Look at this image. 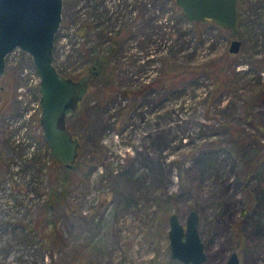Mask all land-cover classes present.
Returning <instances> with one entry per match:
<instances>
[{
    "label": "rangeland",
    "instance_id": "obj_1",
    "mask_svg": "<svg viewBox=\"0 0 264 264\" xmlns=\"http://www.w3.org/2000/svg\"><path fill=\"white\" fill-rule=\"evenodd\" d=\"M62 17L55 66L78 79L90 47L111 46L112 85L92 79L66 118L80 144L68 168L43 140L33 61L11 53L9 81L0 75V264H185L171 256L169 219L185 225L191 210L201 264L234 251L264 264V0H239L237 35L189 21L174 0H63ZM69 170L67 201L45 211L51 179Z\"/></svg>",
    "mask_w": 264,
    "mask_h": 264
},
{
    "label": "water",
    "instance_id": "obj_2",
    "mask_svg": "<svg viewBox=\"0 0 264 264\" xmlns=\"http://www.w3.org/2000/svg\"><path fill=\"white\" fill-rule=\"evenodd\" d=\"M187 19L214 21L237 35L239 0H175ZM63 0H0V75L6 57L14 48L27 52L39 76L40 117L43 140L50 156L73 168L79 141L66 127V118L75 114L99 70L91 65L78 79L63 75L54 64L56 36L62 22ZM242 42L233 39L229 52H237ZM185 225L171 214L168 236L171 256L185 264H201L207 256L198 234L199 214L191 210ZM226 264H240L239 254H231Z\"/></svg>",
    "mask_w": 264,
    "mask_h": 264
},
{
    "label": "trees",
    "instance_id": "obj_3",
    "mask_svg": "<svg viewBox=\"0 0 264 264\" xmlns=\"http://www.w3.org/2000/svg\"><path fill=\"white\" fill-rule=\"evenodd\" d=\"M175 1V0H174ZM176 3V1H175ZM177 5V4H176ZM86 26H81V28L78 30V33L82 34L84 32ZM220 27V26H219ZM91 50V65H94L98 70V75L97 78L99 82L102 84L105 89H109L110 85H112V81L110 80L112 72H110L108 65H109V57L107 56L109 51H111V46L107 47H90ZM58 69V68H57ZM61 72V71H60ZM62 73V72H61ZM63 74V73H62ZM64 75V74H63ZM9 70H5L4 74L1 76L3 81H9ZM124 94H128V91L122 90L121 91ZM61 165V164H60ZM74 171V170H73ZM72 173V170L69 171H62L61 173L58 172L56 174L55 179H51L49 183V191H48V196H47V202L44 204V210L49 211L60 205V203L66 202L67 194H68V184H69V178ZM244 190L246 191V198L250 203L252 202L251 200V193L247 188L245 187Z\"/></svg>",
    "mask_w": 264,
    "mask_h": 264
},
{
    "label": "built area",
    "instance_id": "obj_4",
    "mask_svg": "<svg viewBox=\"0 0 264 264\" xmlns=\"http://www.w3.org/2000/svg\"><path fill=\"white\" fill-rule=\"evenodd\" d=\"M17 50V49H15ZM15 50H13V52H15ZM19 52H21L20 50H18ZM33 72V77L31 79L32 82H34L35 86L38 87L39 85V76H38V73L35 71V69L32 67V70Z\"/></svg>",
    "mask_w": 264,
    "mask_h": 264
},
{
    "label": "flooded vegetation",
    "instance_id": "obj_5",
    "mask_svg": "<svg viewBox=\"0 0 264 264\" xmlns=\"http://www.w3.org/2000/svg\"><path fill=\"white\" fill-rule=\"evenodd\" d=\"M239 2V1H238ZM209 22H211V21H209ZM214 22V21H213ZM239 23V22H238ZM13 50H15V48L14 49H12L11 51H10V53L8 54V56L6 57V60H5V62H6V66H8V64H9V60H10V56H11V53L13 52ZM5 69H6V67H5ZM5 72V71H4Z\"/></svg>",
    "mask_w": 264,
    "mask_h": 264
}]
</instances>
